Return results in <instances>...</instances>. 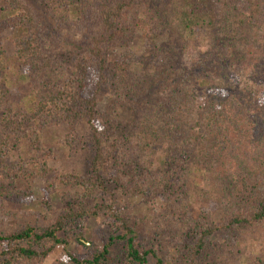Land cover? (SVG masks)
Returning a JSON list of instances; mask_svg holds the SVG:
<instances>
[{
  "label": "trees",
  "instance_id": "trees-1",
  "mask_svg": "<svg viewBox=\"0 0 264 264\" xmlns=\"http://www.w3.org/2000/svg\"><path fill=\"white\" fill-rule=\"evenodd\" d=\"M141 1L52 0L51 9L57 10L60 15L64 13L69 15L71 2L77 4L75 16H84L87 24L84 40L75 45L78 56L72 58L70 66L57 73L56 69L63 65V59L58 60L44 53L40 45L38 21L34 11L24 0H0V8L13 13L12 25L19 31H24V34L13 40L11 62L19 71L30 75L31 90L35 97L30 111L23 106L6 107L7 113L2 120L12 124V132L7 133L1 143L14 144L17 139L13 135L14 130L20 132L23 149L29 159V164L25 162L27 174L30 175L29 181L32 182L34 177L40 179L53 176L52 179L43 181L45 185L41 201L51 212L52 206L48 197L55 190L54 180L57 179L63 185L78 187L85 195V190H89L92 185L84 182L76 174L61 173L49 166L48 159L53 157V152L51 148L41 146L40 128L50 120L65 121L69 124L79 119L85 120L91 132L93 156L90 164L97 184L100 186L103 184L100 173L103 168H107L110 169L111 180L122 187L125 186L120 181L130 183L127 186L128 192L143 194L148 199L152 211L146 215V218L143 217L141 222L142 225H146L147 230L156 228L153 224L156 220L154 213L156 197L166 203V210L162 213L167 217L166 222L176 220L170 210L181 209L175 202V198L180 197L176 191L181 183L187 181L184 167L189 155L187 149H192L198 156L194 161L191 160L190 164L195 163L199 171L204 170L205 182L213 192L222 190L227 196H231V206L224 211L219 223L209 219L208 223L205 220L187 219L194 225L199 235L192 241L185 258H188L187 264H199L201 259L206 261L205 264H220L222 257L228 254L231 246H236L237 249L240 247L234 243L232 245L229 240L225 245L210 242L209 237L218 231L225 232L227 238L242 237L244 230L251 229L254 233L256 226H259V239L255 240L264 243L262 238L264 236V107L260 106L254 112L255 105L252 103L254 100H244V97L241 105L236 104L227 96L226 88L231 89V84L226 80V82L216 81L211 89L185 91L178 100L181 107L178 109L184 111L183 120L179 122L180 127L172 116L174 121L171 123L170 132L171 138L174 139L169 142L174 145V149L167 150L166 159L169 160H165L164 168L155 174L147 167V165L151 166V159L158 154L157 150L159 151L161 146L153 142L148 145L141 143L139 149L146 155V159L142 156L140 163L132 165L130 171L133 172V176H131L127 173L131 162L125 151L126 144L120 139L110 140L109 136L111 129L120 124L114 110L117 105L129 107L133 111L137 109L136 101L142 78L128 74L127 63L121 62L114 56L110 57L109 53L111 49L132 42L138 30L151 44L152 35L156 34V30H162L163 24L172 22L177 34L197 36L205 40L204 44L208 46L213 44L216 36H222V39L229 42L238 52L242 60L249 56H258L262 61L260 72L264 74V52L261 51V45H264V0H225L223 15L218 19L208 10L198 6L178 5L172 6L169 11H164L163 3L147 0L148 3H143L142 6ZM136 6L140 7V12H135ZM162 11L169 12L170 16L164 15ZM154 49L156 52L160 51L155 47ZM178 63L181 64V61ZM35 82L39 86H36ZM111 84L116 95L113 103L107 107L111 114L106 112L107 109L105 112H99L97 94ZM5 91V88L0 86V104L5 100ZM194 94H200L205 99L202 105L197 103ZM247 110L253 111L250 115L254 117L251 121L252 127L259 129L254 137L255 146L250 154H246L245 161L250 163L253 177L246 178L242 175L240 181L233 184L230 177L229 180L226 179L227 166L225 167L217 157V146H221L222 141L212 139L213 130L217 129V125L205 134H202V129L206 130L209 124L212 126L217 123L216 121L226 112L229 113L227 118L235 114L239 116L238 120L245 121L246 115H249ZM139 117L138 119L142 116ZM161 124L154 116L148 115H143V119L138 122L140 130L147 133L157 130ZM244 156L245 154L242 157ZM219 163L223 166L222 171L218 167ZM174 169L177 170L175 179L170 177V172ZM23 170L24 165L16 162H11L9 167H0L1 203L12 200L19 202L21 198L30 195L28 188H16L11 183L13 181L11 174L19 178ZM222 174L226 176L223 177ZM100 214L117 223L120 232L118 227L114 228L101 250H95L89 257L80 258L74 253L66 252L62 258L56 259L51 264H107L110 261L109 247L115 240L123 242L126 264H144L149 256L154 259V264L173 262V255L165 257L152 246L142 248L137 241L140 225L139 227L137 224L133 225L128 217L120 215L112 205L100 203L91 208L69 206L57 215L50 214L46 218L47 224L40 227L24 223L9 232L0 231V264H38L56 245L68 243L71 236L79 229L77 223L82 217ZM245 264H264V256L259 253Z\"/></svg>",
  "mask_w": 264,
  "mask_h": 264
},
{
  "label": "rangeland",
  "instance_id": "rangeland-1",
  "mask_svg": "<svg viewBox=\"0 0 264 264\" xmlns=\"http://www.w3.org/2000/svg\"><path fill=\"white\" fill-rule=\"evenodd\" d=\"M24 1L34 11L38 21L40 45L44 53L58 60L63 59V65L56 69L57 73H61L60 70L70 66L72 58L78 56L75 45L84 40L87 33L86 18L82 15L75 16L77 4L72 2L69 4V15L66 13L60 15L57 10L51 9L52 0ZM155 1L164 4V11H169L172 6L177 7L178 5L198 6L208 10L217 19L222 17L225 8V0ZM141 2L142 6L143 3H148L147 0ZM134 10L140 12V7L136 6ZM161 13L170 16L169 12L162 11ZM12 15V12L0 8V52H2L0 55V86L6 90L5 100L0 104V167H9L11 162L23 164V174L19 178L11 174L13 176L11 183L16 188H28L30 195L21 198L19 202L13 200L12 202H0V231L4 233L15 230L24 223L37 227L43 226L47 224L46 218L50 214L57 215L69 206L91 208L95 204L107 203L112 205L120 215L128 217L133 225L137 224L138 227L140 225L137 241L142 248L152 246L165 257L173 255V262L168 261L166 264H187L188 258H185V253L192 245V241L199 235L194 225L187 219L205 220L207 223L210 222L207 221L209 219L219 223L224 216V211L231 206V196H227L222 190L217 193L213 192V189L205 182L204 170L199 171L195 163L190 164V161H194L198 156L190 148H186L189 155L186 159V167H184L187 181L181 183L176 191L180 197L177 196L175 202L181 209L170 210L176 220L166 222L167 217L162 214L166 210V203L156 197L154 200L156 220L155 223L153 222L156 228L147 230L146 225H142L141 222L143 217L146 218V215L152 211H150L148 199L143 194L128 192L127 186L130 183L120 181L125 186L122 187L111 180L110 169L107 168H103L100 173V180L103 184L101 186L97 184L90 164L93 156L91 132L85 120L79 119L73 124L50 120L39 131L41 146L51 148L53 152V157L48 159L49 166L61 173L76 174L92 186L89 190H85V195L84 191L82 192L78 187L60 184L56 179L54 180L55 190L48 197L52 211H48L41 202L45 185L43 181L50 180L53 176L40 179L34 177L32 182L29 181L30 175L27 174L25 167V162L29 164V159L23 149L20 132L14 130L13 135L17 138L14 144L12 142L1 143L3 137L12 132V124L2 120L7 113L6 107L9 105L23 106L30 111L31 103L35 98L31 90L30 75L19 71L11 62L14 50L13 40L24 34V31H19L12 25ZM204 43L205 40L197 36L177 34L171 22L163 24L162 30H156V34L152 35L151 44L138 30L135 39L128 45L110 50V57L114 56L121 62L127 63L128 74L142 78L136 101L137 109L133 111L129 107L117 105L114 110H116L115 114L120 124L111 129L109 136L110 140L120 139L126 144L125 151L131 162L127 173L131 176H133V172L130 171L132 165L140 163L142 156L146 159V155L139 149L141 143L148 145L153 142L161 146L159 151L157 150L158 154L152 157L151 166L147 165V167L155 174L164 168L165 160H169L166 159L167 150L174 149V145L169 142L174 139L171 138V123L175 119L180 127L179 122L183 120L184 111L178 109V100L185 91L207 90L211 89L216 81H227L231 84V89L226 88L227 96L231 97L236 104L241 105L244 97V100H254L252 102L255 105L253 106L254 112L260 106L264 107V74L260 72L262 61L258 59V56H249L242 60L238 52L231 47L229 42L222 39V36H216L210 46ZM154 47L160 51L156 52ZM261 51L264 52L263 44ZM165 57L167 58L164 59ZM178 61H181V64ZM115 78H117L116 75ZM112 84L97 94L99 112H105L116 97ZM35 85L39 86L37 82ZM194 95L195 98L197 97V103L202 105L205 99L200 94ZM228 107L227 105V109ZM107 110L106 112H111ZM253 111L248 112L247 110L249 115H246L245 121L238 120L239 116L235 114H230L231 116L227 118L229 113L226 112L216 121L217 123L212 126L208 123L207 129H202V134H205L217 125V129L213 130L212 139L222 141L221 146H217V157L225 167L227 166L228 178L226 179L231 178L233 184L238 183L242 175L246 178H251L253 175L250 163L245 162L246 154H250L255 146L254 137L259 130L255 126L252 127L251 121L254 117L250 115ZM143 115L154 116L162 124L155 131L142 132L138 122L143 119ZM198 115L201 114L198 113ZM236 152L238 153L235 156ZM244 154L245 156L242 157ZM218 167L221 171L223 170L220 163ZM176 172L175 169L171 170L170 177L175 179ZM77 224L79 229L71 236L68 243L56 245L38 264H51L56 259L62 258L66 252L74 253L80 258L89 257L95 250H101L114 228L118 227L120 232L119 225L111 222L102 214L86 215ZM256 227L255 232L257 233L247 229L244 230L242 237L227 238L223 231H218L209 237L210 242H216L218 245H225L229 240L232 245L234 243L241 248L240 250L236 246H231L228 254L222 257L220 264H245L259 253L264 256V243L255 240L259 239V226ZM108 255L110 261L107 264H126L122 241L115 240L109 247ZM205 262L201 259L199 264H205ZM144 264H154V259L149 256Z\"/></svg>",
  "mask_w": 264,
  "mask_h": 264
}]
</instances>
